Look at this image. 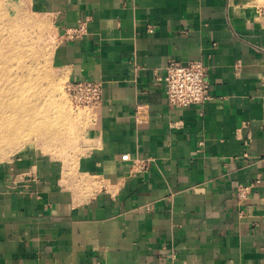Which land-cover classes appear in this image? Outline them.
<instances>
[{"label":"crops","instance_id":"obj_1","mask_svg":"<svg viewBox=\"0 0 264 264\" xmlns=\"http://www.w3.org/2000/svg\"><path fill=\"white\" fill-rule=\"evenodd\" d=\"M29 2L64 33L83 27L62 65L100 81L102 102L73 160L0 161V264H264V8ZM168 59L206 67L202 104L167 102Z\"/></svg>","mask_w":264,"mask_h":264},{"label":"rangeland","instance_id":"obj_2","mask_svg":"<svg viewBox=\"0 0 264 264\" xmlns=\"http://www.w3.org/2000/svg\"><path fill=\"white\" fill-rule=\"evenodd\" d=\"M264 8V0H256ZM66 34L29 0H0V161L26 150L71 161L84 153L91 110L67 90Z\"/></svg>","mask_w":264,"mask_h":264},{"label":"built area","instance_id":"obj_3","mask_svg":"<svg viewBox=\"0 0 264 264\" xmlns=\"http://www.w3.org/2000/svg\"><path fill=\"white\" fill-rule=\"evenodd\" d=\"M83 27L78 25L75 29L65 31L67 36L81 34ZM162 72H155L159 81L165 84L167 102L174 106H188L191 104H202L208 98L207 69L198 60L181 62L176 59H168ZM68 93L72 101L79 106L87 107L91 111L102 102V83L92 80L69 81ZM123 160L128 155L121 156ZM147 160L141 161L140 168H144ZM248 187H240L238 199L244 198ZM171 264H176L175 262Z\"/></svg>","mask_w":264,"mask_h":264}]
</instances>
